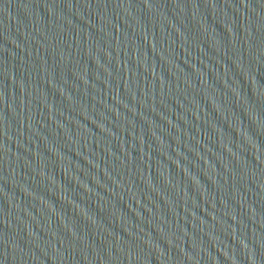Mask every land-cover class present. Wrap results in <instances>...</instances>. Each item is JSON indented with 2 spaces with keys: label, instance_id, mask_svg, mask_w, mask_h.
<instances>
[{
  "label": "water",
  "instance_id": "obj_1",
  "mask_svg": "<svg viewBox=\"0 0 264 264\" xmlns=\"http://www.w3.org/2000/svg\"><path fill=\"white\" fill-rule=\"evenodd\" d=\"M0 264H264V0H0Z\"/></svg>",
  "mask_w": 264,
  "mask_h": 264
}]
</instances>
